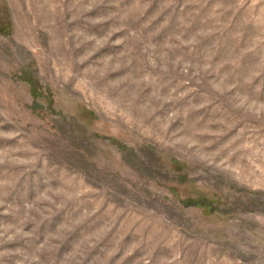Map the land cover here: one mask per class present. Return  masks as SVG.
I'll return each instance as SVG.
<instances>
[{
    "label": "rangeland",
    "instance_id": "rangeland-1",
    "mask_svg": "<svg viewBox=\"0 0 264 264\" xmlns=\"http://www.w3.org/2000/svg\"><path fill=\"white\" fill-rule=\"evenodd\" d=\"M0 264H264V0H0Z\"/></svg>",
    "mask_w": 264,
    "mask_h": 264
}]
</instances>
